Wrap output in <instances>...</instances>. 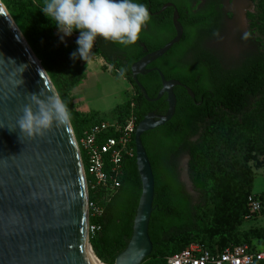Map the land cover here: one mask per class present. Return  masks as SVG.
I'll return each mask as SVG.
<instances>
[{
  "label": "trees",
  "instance_id": "16d2710c",
  "mask_svg": "<svg viewBox=\"0 0 264 264\" xmlns=\"http://www.w3.org/2000/svg\"><path fill=\"white\" fill-rule=\"evenodd\" d=\"M0 1L25 32L27 25L38 33L57 28L55 21L46 17L33 0ZM200 1L134 0L146 5L150 13L172 3L183 28L180 42L147 66L153 71L137 77L147 97L155 99L161 88L157 71L165 80H176L194 94L192 99L183 87H174L173 117L141 136L155 182L148 226L152 251L141 264L148 261L165 264L167 257L192 243L209 249L262 243L264 248V226L238 230L249 215L247 198L252 194L256 177L249 163L254 169L264 167V50L246 54L235 65H224L206 46L221 31L222 0H202L196 9ZM44 3L41 2L42 6ZM257 5L259 28L264 35V0H259ZM172 13L173 8H167L158 16L150 15L148 24L153 33L142 30L131 53L124 50L125 46L112 42L104 51L96 50L107 61L115 55L126 63L125 67L121 63L118 66L136 92L132 100L136 125L150 113L162 116L167 111L166 96L155 102L144 98L131 78L130 67L174 37ZM75 51L77 47L72 45L52 50L53 60H58L57 67L51 68L44 60L47 72L61 92L70 91L83 78L77 58L71 57ZM112 65L117 66L113 62ZM67 108L77 140L90 126L107 120L82 122L72 108ZM132 146L135 150L134 137ZM184 155L190 157L188 177L196 198L179 178L178 165ZM140 196L141 181L134 155L124 161L121 186L103 204L102 216L89 220L90 225L101 228L89 238V243L102 264H113L127 246ZM260 197L264 199V192Z\"/></svg>",
  "mask_w": 264,
  "mask_h": 264
},
{
  "label": "water",
  "instance_id": "95a60500",
  "mask_svg": "<svg viewBox=\"0 0 264 264\" xmlns=\"http://www.w3.org/2000/svg\"><path fill=\"white\" fill-rule=\"evenodd\" d=\"M167 8H173L174 37L130 67L132 79L144 98L155 102L166 96L167 111L162 116L148 114L135 129V164L141 196L131 237L113 264H141L152 251L148 226L155 182L141 136L173 117L174 87H183L194 99L189 88L176 80H165L160 71L157 73L161 88L155 99H149L137 81V75L152 72L147 66L182 38L183 28L174 5L166 3L158 13ZM31 94L45 99L56 92L0 8V264H85L81 252L85 227L86 242L93 251L87 233L85 182L75 137L69 121L60 127L54 125L42 136L29 138L22 133L17 121L31 103ZM32 107L34 112L38 110L35 105Z\"/></svg>",
  "mask_w": 264,
  "mask_h": 264
},
{
  "label": "rangeland",
  "instance_id": "374dc122",
  "mask_svg": "<svg viewBox=\"0 0 264 264\" xmlns=\"http://www.w3.org/2000/svg\"><path fill=\"white\" fill-rule=\"evenodd\" d=\"M43 1L45 0H33V3H35V6L42 8L41 2ZM258 2L259 0H222L221 9L224 13V21L221 31L216 37L207 41L206 46L220 58L224 65H235L246 54L254 50H264V35L259 28ZM201 3L202 0L197 4L196 9H199ZM8 15L11 17L9 13ZM11 19L33 57L39 62L52 83L56 94L61 97L69 109L72 108L77 113L78 120L91 122L104 118L111 120L125 119L128 113L126 112L127 106L129 109L136 92L132 90L126 74L121 72L122 69L118 65L113 66L98 55L95 44L91 59L87 63L77 57V66L80 67L83 78L70 91L63 90L61 92L47 72L44 60L50 64L51 68L53 66L57 67L58 60H53L52 50L70 45L78 48L76 40L79 33L73 31L71 36H63L57 28L38 33L30 25L24 27L28 28L26 33L12 17ZM62 36L63 39H61ZM223 117L230 119L226 114H223ZM70 121L69 119L72 131H74ZM189 159L188 155L180 158L178 173L180 181L185 184L187 191L196 198L197 194L189 181V177H186V175L188 176ZM249 165L256 174L253 191L264 192V167L254 169L252 163H249ZM261 216L245 222L238 230L264 226V215ZM260 246L263 247V244L261 243ZM146 264L158 263L148 261Z\"/></svg>",
  "mask_w": 264,
  "mask_h": 264
},
{
  "label": "built area",
  "instance_id": "2783aa9c",
  "mask_svg": "<svg viewBox=\"0 0 264 264\" xmlns=\"http://www.w3.org/2000/svg\"><path fill=\"white\" fill-rule=\"evenodd\" d=\"M132 90H134L131 85ZM137 117L134 103L130 104L124 120H103L85 130L77 140L79 159L83 171L88 238L101 230L99 225L89 223L103 214L107 203L119 190L123 177V163L132 159V146ZM91 196V199H90ZM248 214L244 220L251 221L264 215V199L260 193L247 198ZM261 216V217H262ZM264 262V248L260 245H228L225 248L209 249L199 243H192L169 256L165 264H260Z\"/></svg>",
  "mask_w": 264,
  "mask_h": 264
},
{
  "label": "clouds",
  "instance_id": "9594fccd",
  "mask_svg": "<svg viewBox=\"0 0 264 264\" xmlns=\"http://www.w3.org/2000/svg\"><path fill=\"white\" fill-rule=\"evenodd\" d=\"M41 11L55 21L63 36L79 31L78 48L71 57H79L86 63L91 59L98 37L123 46L133 45L151 20L147 6L134 0H45ZM30 101L17 121L21 132L29 138L42 136L54 125L60 127L70 119L67 105L58 94L45 96V99L31 94ZM33 105L38 109L35 112Z\"/></svg>",
  "mask_w": 264,
  "mask_h": 264
},
{
  "label": "flooded vegetation",
  "instance_id": "af4514ba",
  "mask_svg": "<svg viewBox=\"0 0 264 264\" xmlns=\"http://www.w3.org/2000/svg\"><path fill=\"white\" fill-rule=\"evenodd\" d=\"M148 11H149V13H150V10H149V8H148ZM159 12V11H158ZM158 12H152V13H150V15L151 16H153V15H155V16H158L160 13H158ZM163 19V18H162ZM152 28L150 27V24H147L145 27H144V31H146V32H149V33H153L152 32V30H151ZM108 43H109V41H105V40H103L102 38H97L96 39V41H95V50H102V51H104V49H106L107 48V46H108ZM142 45V44H141ZM124 50L127 52V53H131L133 50H134V44L133 45H129V46H125V48H124ZM107 61V60H106ZM109 64H112V62L114 63V64H119V63H121L122 64V67H125V62L124 61H122V59L119 57V56H115V55H113V57H110V60H108L107 61ZM148 69V68H147ZM153 70V69H152ZM146 74V73H145ZM138 76H142V75H137V77ZM131 78H132V76H131ZM133 80V79H132ZM138 81V80H137ZM134 88V87H133ZM139 89V88H138ZM135 90V89H134ZM140 90V89H139ZM180 162V161H179ZM178 167H179V165H178ZM186 177L188 178V176L186 175Z\"/></svg>",
  "mask_w": 264,
  "mask_h": 264
},
{
  "label": "bare ground",
  "instance_id": "6f19581e",
  "mask_svg": "<svg viewBox=\"0 0 264 264\" xmlns=\"http://www.w3.org/2000/svg\"><path fill=\"white\" fill-rule=\"evenodd\" d=\"M0 8L4 12V14L7 16V18L9 19V21L11 22V24L14 26V28L17 30V32L20 34L19 30L16 28L14 22L11 20L10 16L8 15V12L5 10V8L1 4V2H0ZM20 36H21V34H20ZM84 222H85V218L83 219V223ZM88 246L89 245L86 242V227H85L84 235L82 237V248H81L83 261H84L85 264L86 263H88V264H102L100 261L98 262L97 258L94 257V254L91 252V249L89 250L90 247L88 248Z\"/></svg>",
  "mask_w": 264,
  "mask_h": 264
},
{
  "label": "crops",
  "instance_id": "0c3cea01",
  "mask_svg": "<svg viewBox=\"0 0 264 264\" xmlns=\"http://www.w3.org/2000/svg\"><path fill=\"white\" fill-rule=\"evenodd\" d=\"M262 192H263V191H260V193H262ZM252 193H255V194H257L258 192H255V191H253V190H252Z\"/></svg>",
  "mask_w": 264,
  "mask_h": 264
}]
</instances>
